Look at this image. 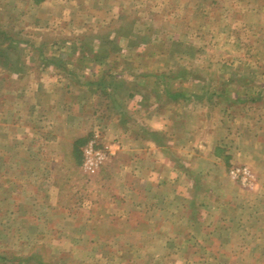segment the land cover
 I'll use <instances>...</instances> for the list:
<instances>
[{
  "label": "rangeland",
  "instance_id": "374dc122",
  "mask_svg": "<svg viewBox=\"0 0 264 264\" xmlns=\"http://www.w3.org/2000/svg\"><path fill=\"white\" fill-rule=\"evenodd\" d=\"M0 264H264V0H0Z\"/></svg>",
  "mask_w": 264,
  "mask_h": 264
}]
</instances>
